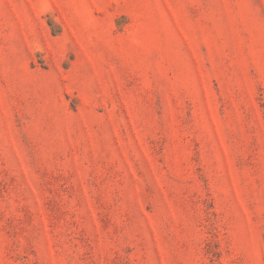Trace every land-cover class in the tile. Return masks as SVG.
<instances>
[{
  "label": "rangeland",
  "instance_id": "rangeland-1",
  "mask_svg": "<svg viewBox=\"0 0 264 264\" xmlns=\"http://www.w3.org/2000/svg\"><path fill=\"white\" fill-rule=\"evenodd\" d=\"M0 264H264V0H0Z\"/></svg>",
  "mask_w": 264,
  "mask_h": 264
}]
</instances>
